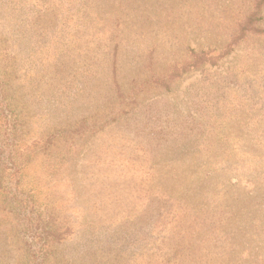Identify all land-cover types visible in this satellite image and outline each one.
Listing matches in <instances>:
<instances>
[{"label": "rangeland", "instance_id": "rangeland-1", "mask_svg": "<svg viewBox=\"0 0 264 264\" xmlns=\"http://www.w3.org/2000/svg\"><path fill=\"white\" fill-rule=\"evenodd\" d=\"M264 264V0H0V264Z\"/></svg>", "mask_w": 264, "mask_h": 264}, {"label": "trees", "instance_id": "trees-1", "mask_svg": "<svg viewBox=\"0 0 264 264\" xmlns=\"http://www.w3.org/2000/svg\"><path fill=\"white\" fill-rule=\"evenodd\" d=\"M262 262L264 263V260H262ZM222 264H230V262L229 261H225V263H222Z\"/></svg>", "mask_w": 264, "mask_h": 264}]
</instances>
